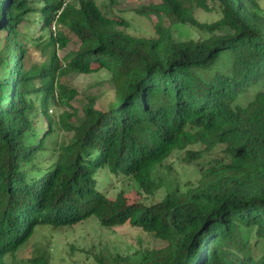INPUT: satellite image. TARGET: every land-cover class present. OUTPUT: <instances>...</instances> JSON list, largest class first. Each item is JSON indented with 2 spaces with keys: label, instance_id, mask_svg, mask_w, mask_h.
<instances>
[{
  "label": "trees",
  "instance_id": "obj_1",
  "mask_svg": "<svg viewBox=\"0 0 264 264\" xmlns=\"http://www.w3.org/2000/svg\"><path fill=\"white\" fill-rule=\"evenodd\" d=\"M131 15L157 19L152 36L124 33L95 0H0V264H51L46 246L21 256L36 230L92 217L165 245L139 238L95 264H264V14L256 0H152ZM102 70L113 98H89L73 125L62 78ZM174 151L198 178L151 202ZM101 176L137 191L111 197Z\"/></svg>",
  "mask_w": 264,
  "mask_h": 264
},
{
  "label": "rangeland",
  "instance_id": "obj_2",
  "mask_svg": "<svg viewBox=\"0 0 264 264\" xmlns=\"http://www.w3.org/2000/svg\"><path fill=\"white\" fill-rule=\"evenodd\" d=\"M104 12H114L115 16L121 15L127 20V27L123 32L133 37H150L153 34V25L157 19L145 20L138 15H131L133 10L139 9L151 3L152 0H113L111 4L108 0H95ZM259 14H264V0H256ZM257 12V11H256ZM197 19L201 22H213L217 19L214 14L199 11ZM164 27L169 26L167 19H162ZM171 32L177 40L186 41L196 39L199 34L191 28L183 25H173ZM35 36L33 30L30 31ZM74 45H68L63 51H58L60 58L67 51H74ZM62 84L70 91L75 93V99L71 102L73 109L77 111V117L73 119L76 125L82 118V108L88 103L89 98H96L97 108H106L108 102L113 98L114 88L110 75L102 70L88 74H69L62 78ZM54 116L58 114L57 109L51 110ZM70 112V111H69ZM62 132L58 135V140L63 136H69ZM188 150H201L200 146H189ZM217 149L210 153L211 156L217 154ZM180 152L174 151L172 155L157 165L153 177L160 184V189L155 193L151 202L160 201L165 193L178 187L184 190L187 184L195 183L198 173L195 167L182 163L179 158ZM98 180L102 181L104 189L111 197L123 192L137 191V185L133 179L107 178L101 176ZM141 238L144 245L150 248L164 247V243L151 240L147 234L141 230L121 226L105 229L99 226L94 217L89 218L79 224L60 229L41 228L36 230L33 238L24 248L21 256L30 254L36 245L46 246L51 264H95V254H105L107 252L126 254L137 249L136 242Z\"/></svg>",
  "mask_w": 264,
  "mask_h": 264
}]
</instances>
